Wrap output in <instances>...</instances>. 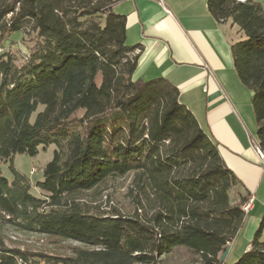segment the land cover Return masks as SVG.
I'll list each match as a JSON object with an SVG mask.
<instances>
[{
	"label": "trees",
	"instance_id": "obj_1",
	"mask_svg": "<svg viewBox=\"0 0 264 264\" xmlns=\"http://www.w3.org/2000/svg\"><path fill=\"white\" fill-rule=\"evenodd\" d=\"M120 1L0 0V163L55 146L34 182L38 196L17 172L11 182L0 173V264H225L221 254L243 226L249 195L230 199L241 183L178 89L134 79L136 47L113 11ZM207 8L238 28L230 53L252 93L264 152V6L207 0ZM27 29L34 45L26 57L5 50L11 34ZM126 177L129 213L106 193ZM263 226L234 264H264ZM6 229L64 253L9 248ZM65 243L74 244L68 252Z\"/></svg>",
	"mask_w": 264,
	"mask_h": 264
},
{
	"label": "crops",
	"instance_id": "obj_2",
	"mask_svg": "<svg viewBox=\"0 0 264 264\" xmlns=\"http://www.w3.org/2000/svg\"><path fill=\"white\" fill-rule=\"evenodd\" d=\"M113 11L125 17L126 44L136 47L134 79L163 78L174 85L180 103L218 143L224 163L239 179L233 201L246 193L253 198L227 255L236 246L247 251L264 219V166L233 73L230 44L236 39L226 32L229 20L216 21L207 0H122Z\"/></svg>",
	"mask_w": 264,
	"mask_h": 264
},
{
	"label": "rangeland",
	"instance_id": "obj_3",
	"mask_svg": "<svg viewBox=\"0 0 264 264\" xmlns=\"http://www.w3.org/2000/svg\"><path fill=\"white\" fill-rule=\"evenodd\" d=\"M259 2L264 6V0H259ZM226 32L229 35V38H234V40L239 39L238 28L234 25L233 28L231 27V21L229 20L225 26ZM34 34L30 31V29L24 30L22 32H15L11 34L8 38V40L4 43V48L9 53H12L16 55L18 58L26 57L29 53V49L33 47L34 45ZM1 52V51H0ZM234 75L237 77V74L234 70ZM240 83V87H242L243 96L241 97V100L244 104L245 111H247V116L250 120V126L253 129L252 136L254 139L256 138V122L252 111V105H251V96ZM41 109V108H40ZM35 117V113L32 115V119ZM55 149L54 145H50L47 147L46 150H39V153L34 156L30 157L26 154H16L11 159H9L6 162L0 163V173L3 177H5L8 181H13L15 178V173L17 172L19 175L25 177L30 181V184L32 185L30 189V193L33 196H38L39 191L34 188V182L36 180L41 179V174L44 166L52 159L53 151ZM129 185V177L116 180L114 182H110L106 186V193L111 198L114 206L125 212L129 213L132 211V201L130 197L127 194V189ZM237 188H234L230 191V199L233 200L236 196ZM261 240L264 241V232L261 236ZM54 242H51L49 239H45L42 236L38 235H30V234H23V233H17L12 229H6L5 230V245L9 248H15L19 247L21 250H29L31 252H43L47 254H56V253H64L63 250L56 244H53ZM70 245H74L73 243H65L64 246L67 247ZM244 249L240 246H236V248H233L231 251H229V254L225 257L224 263L225 264H234L238 258L244 253ZM27 264H45L41 260H33L29 259ZM198 264V263H196Z\"/></svg>",
	"mask_w": 264,
	"mask_h": 264
},
{
	"label": "built area",
	"instance_id": "obj_4",
	"mask_svg": "<svg viewBox=\"0 0 264 264\" xmlns=\"http://www.w3.org/2000/svg\"><path fill=\"white\" fill-rule=\"evenodd\" d=\"M254 149L262 165L264 166V152L258 147L257 143H254ZM252 204H253V198L249 197L248 200L242 205L241 207L242 211L245 214H247L251 210Z\"/></svg>",
	"mask_w": 264,
	"mask_h": 264
},
{
	"label": "water",
	"instance_id": "obj_5",
	"mask_svg": "<svg viewBox=\"0 0 264 264\" xmlns=\"http://www.w3.org/2000/svg\"><path fill=\"white\" fill-rule=\"evenodd\" d=\"M228 250H229V246H227V247L225 248V251L221 254V258H220L221 262L224 261L226 255H227Z\"/></svg>",
	"mask_w": 264,
	"mask_h": 264
}]
</instances>
